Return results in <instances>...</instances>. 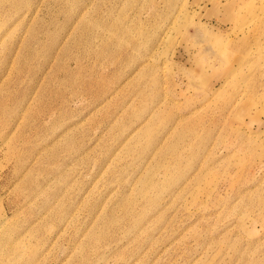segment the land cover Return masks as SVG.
<instances>
[{
	"label": "rangeland",
	"instance_id": "rangeland-1",
	"mask_svg": "<svg viewBox=\"0 0 264 264\" xmlns=\"http://www.w3.org/2000/svg\"><path fill=\"white\" fill-rule=\"evenodd\" d=\"M0 264H264V0H0Z\"/></svg>",
	"mask_w": 264,
	"mask_h": 264
},
{
	"label": "bare ground",
	"instance_id": "bare-ground-1",
	"mask_svg": "<svg viewBox=\"0 0 264 264\" xmlns=\"http://www.w3.org/2000/svg\"><path fill=\"white\" fill-rule=\"evenodd\" d=\"M0 222H1V223H4V222H6V219H5V220H1Z\"/></svg>",
	"mask_w": 264,
	"mask_h": 264
}]
</instances>
